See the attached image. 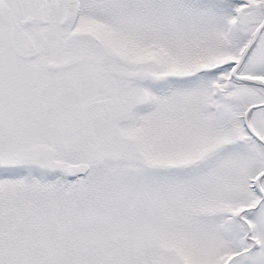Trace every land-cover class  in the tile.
Masks as SVG:
<instances>
[{
  "label": "snow or ice",
  "instance_id": "1",
  "mask_svg": "<svg viewBox=\"0 0 264 264\" xmlns=\"http://www.w3.org/2000/svg\"><path fill=\"white\" fill-rule=\"evenodd\" d=\"M0 264H264V0H0Z\"/></svg>",
  "mask_w": 264,
  "mask_h": 264
}]
</instances>
